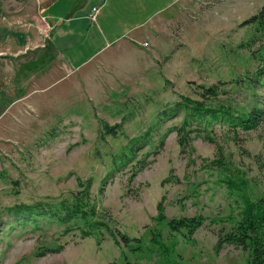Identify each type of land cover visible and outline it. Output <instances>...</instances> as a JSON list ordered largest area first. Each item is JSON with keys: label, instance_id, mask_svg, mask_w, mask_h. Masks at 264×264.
Returning a JSON list of instances; mask_svg holds the SVG:
<instances>
[{"label": "rangeland", "instance_id": "obj_1", "mask_svg": "<svg viewBox=\"0 0 264 264\" xmlns=\"http://www.w3.org/2000/svg\"><path fill=\"white\" fill-rule=\"evenodd\" d=\"M51 1L0 0V17L23 21ZM263 3L175 0L143 45L153 66L129 72L104 95L70 93L74 76L53 85L39 80L49 71L48 54L14 70L0 64V264H249L248 250L218 249V234L229 226L221 219L237 216L242 203L212 161L220 144L250 194L264 196V119L252 129L222 116L189 121L191 147L184 149L178 128L186 111H165L185 98L233 115L264 108V73L256 77L264 60L253 56L259 43L249 47L254 28L241 25ZM211 86L218 95L203 98ZM118 124L107 132L105 125ZM84 184L99 215L141 250L120 236L115 242L107 231L100 240L78 229L65 233L49 206L73 203ZM19 204L39 207V214L17 215ZM200 215L206 221L193 235L168 227L172 218ZM59 245L64 248L48 251Z\"/></svg>", "mask_w": 264, "mask_h": 264}, {"label": "crops", "instance_id": "obj_2", "mask_svg": "<svg viewBox=\"0 0 264 264\" xmlns=\"http://www.w3.org/2000/svg\"><path fill=\"white\" fill-rule=\"evenodd\" d=\"M174 5L175 0H52L23 21L0 17V64L14 70V64L23 67L48 54L49 71L39 80L53 85L74 76L70 93L104 95L129 72L153 66L154 55L143 42L152 41L155 22Z\"/></svg>", "mask_w": 264, "mask_h": 264}, {"label": "trees", "instance_id": "obj_3", "mask_svg": "<svg viewBox=\"0 0 264 264\" xmlns=\"http://www.w3.org/2000/svg\"><path fill=\"white\" fill-rule=\"evenodd\" d=\"M241 25L254 28L255 35L251 43H249V47L259 43V47L253 51V56L260 60H264V3L255 14L245 19ZM263 73L264 65L257 71L256 77L258 78L263 75ZM256 77L251 78V82L256 81ZM202 88L204 87L202 86ZM217 95L218 88L216 86L205 88L201 93L203 98L216 97ZM184 101L185 103H177L176 106L165 111L168 116L179 112L181 108L186 111L184 124L178 128L179 143L184 149L191 147V138L188 134L190 130L187 129L189 121L206 119L210 115L216 119L222 116L234 125H240L245 129H252L257 127L264 119V108L260 107H254L250 112L241 115H233L229 108H210L201 100L185 98ZM118 126L119 124L114 126L105 125V128L107 132L114 133ZM205 139L217 144V141L210 136H205ZM217 149L219 151V157L213 160L212 164L226 173L224 181L228 184L230 189L238 193L242 203L237 216L232 215L227 219H221V221L228 222L229 226L224 225L218 234V249L226 245H234L249 251V264H264V196L253 197L249 192V182L247 179L237 174L235 176L228 167V164L224 161V151L220 144H217ZM82 184L81 182V185ZM83 186L84 189L74 196L73 203L63 201L60 206H49L51 213L56 214L58 220L66 224L65 233L78 229L83 236L94 237L100 240L107 231L115 242H119L118 236H120L122 242H124L127 247L131 248V250H141L140 245L135 244L134 238L120 231L116 232L110 225V222H108L105 217L99 215L96 207L91 205L89 200H87L89 187H87V185L85 186V184ZM14 209L17 215L21 214L23 217H32L35 214H39L35 213L37 209H39V207L35 206L19 204L16 205ZM159 209L162 210V207L159 206ZM159 219L161 221L166 219L162 212H160ZM205 221L206 218L202 215L172 218L168 220V227L175 232L186 230L189 235H193L204 225ZM154 241L162 246V241L158 240V238L155 237ZM63 248L64 245H59L55 248H49L48 251L58 252Z\"/></svg>", "mask_w": 264, "mask_h": 264}, {"label": "built area", "instance_id": "obj_4", "mask_svg": "<svg viewBox=\"0 0 264 264\" xmlns=\"http://www.w3.org/2000/svg\"><path fill=\"white\" fill-rule=\"evenodd\" d=\"M99 10H100V8L98 7V6H96V7H94L93 8V12H92V15H91V17L93 18V19H95L96 18V16H97V13L99 12ZM47 30H48V28H47ZM47 30H45V32H47L48 33V31ZM143 45L144 46H148L149 45V43L148 42H144L143 43Z\"/></svg>", "mask_w": 264, "mask_h": 264}]
</instances>
